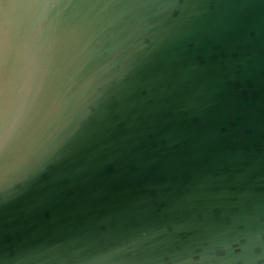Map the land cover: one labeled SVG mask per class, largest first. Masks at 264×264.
<instances>
[{
  "label": "clouds",
  "instance_id": "clouds-1",
  "mask_svg": "<svg viewBox=\"0 0 264 264\" xmlns=\"http://www.w3.org/2000/svg\"><path fill=\"white\" fill-rule=\"evenodd\" d=\"M261 8L264 0H0V217L12 201L23 217L91 179L140 142L131 134L141 119L149 128L164 115L202 120L251 63L240 49L255 39L251 13ZM200 41L227 42L226 58L186 61ZM104 129L124 134L109 140ZM228 131L211 128L199 145ZM160 139L185 142L172 131ZM245 158L226 153L211 163L232 174L197 172L120 214L151 217L143 223L28 237L0 250V264H264V200L238 186Z\"/></svg>",
  "mask_w": 264,
  "mask_h": 264
},
{
  "label": "water",
  "instance_id": "water-1",
  "mask_svg": "<svg viewBox=\"0 0 264 264\" xmlns=\"http://www.w3.org/2000/svg\"><path fill=\"white\" fill-rule=\"evenodd\" d=\"M251 15L258 25L257 35L250 46L240 50L250 53L252 61L241 69L240 76L228 81L217 93L202 120L173 119L164 115L160 117L161 123L149 128L146 120L141 119L131 134L132 139L140 142L118 159L106 163L91 179L73 184L23 217L16 215L20 202L12 201L0 217V250L11 249L32 236L49 242L62 239L84 230L86 225L99 229L118 226L123 230L143 223L151 217L138 219L120 214L135 201L149 197L157 201L161 185L174 184L178 190L197 172L232 174L233 166L216 168L211 163L226 153L240 152L246 156L241 163L243 175L238 186L240 190L250 188L264 200V8L253 10ZM236 39L233 37V42ZM227 54L225 41H200L188 45L185 59L191 63L218 64ZM221 113L228 118H222ZM211 128L229 131L216 141L200 146V136ZM165 131L184 137L185 142L167 147L160 139ZM101 134L111 140L124 133L104 129ZM163 207L160 203L152 216ZM117 216L120 219L114 220ZM129 264L137 262L133 260Z\"/></svg>",
  "mask_w": 264,
  "mask_h": 264
}]
</instances>
